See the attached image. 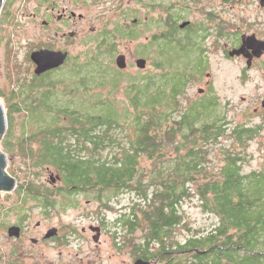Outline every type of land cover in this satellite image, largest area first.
<instances>
[{
    "label": "trees",
    "instance_id": "trees-1",
    "mask_svg": "<svg viewBox=\"0 0 264 264\" xmlns=\"http://www.w3.org/2000/svg\"><path fill=\"white\" fill-rule=\"evenodd\" d=\"M112 38L105 35L86 62L79 63L82 83L78 73L74 83L69 81L72 72L47 77L27 86L6 110L8 137L13 113L22 112L20 150L37 169H53L65 187L42 191L30 182L21 187L23 194L40 199L48 209L58 196L71 199L77 188L107 209L113 205L102 196L127 191L135 199L117 217L121 230L114 237L118 248H132L135 259L264 264V172L245 174L243 166L257 131L230 130L225 116L201 101L180 109L178 98L198 68L190 72V62L184 68L173 66V53L166 58L163 53L152 71L125 86L123 110L118 101L93 94L109 89L114 97L111 92L123 85L122 72L103 58L114 50ZM172 45L167 42L170 52ZM5 147L14 149L10 141ZM194 200L217 218L211 230L191 226L183 204ZM179 230L190 237L179 239ZM3 264L24 263L14 258Z\"/></svg>",
    "mask_w": 264,
    "mask_h": 264
},
{
    "label": "rangeland",
    "instance_id": "rangeland-1",
    "mask_svg": "<svg viewBox=\"0 0 264 264\" xmlns=\"http://www.w3.org/2000/svg\"><path fill=\"white\" fill-rule=\"evenodd\" d=\"M166 6L172 7L174 0H166ZM242 3L234 4V11L240 9ZM111 7L110 5H108ZM126 7V2L120 3L118 8L111 11L105 9L102 5L94 10V19H90V23L86 27L84 48L76 41L72 47L75 57L80 59V62H86V56L95 49L98 44L104 40L105 35H109L111 30L115 29L117 22H123L121 8ZM141 6L134 4V17L140 18L144 24L146 21V14L155 22L149 26L138 28L140 34L134 42L129 40L118 41L116 52L111 55H105L104 62L110 65L117 71H120L116 66V58L120 54L127 56L128 68L122 72V87L118 92H111L114 97L109 96V89L96 90L93 94H102L104 98H111L118 101L120 109H124V89L129 86L135 77H141L144 72L152 71L154 69L153 63L162 59L161 45L155 41V37L162 33V29H158L156 22L159 14L156 11L148 13L142 9ZM233 16V14H231ZM187 18L198 21L200 15L194 11L188 15ZM105 29H108L106 31ZM93 30V31H92ZM110 32V33H109ZM207 43L204 47H206ZM173 51H168L167 44L165 45V57L173 53V59L178 61L181 54L179 47L177 50L172 45ZM194 49L191 47L190 51ZM163 52V51H162ZM109 53V52H108ZM192 53L190 54V56ZM5 50L2 48L0 52V100L4 107L9 109L14 106L26 92L27 86L33 84L31 82V75L26 73L28 65L24 61V54L16 55L12 58L14 61L8 60L9 64H22V71H15V78H11L13 73L9 72V67L6 69ZM7 58V56H6ZM144 58L148 60V66L145 70H140L136 66V59ZM211 66L215 65V57ZM171 60V64L174 63ZM193 60V59H192ZM193 62L196 63L195 56ZM23 65L25 68H23ZM105 65V66H106ZM173 66L178 67L175 63ZM182 67V65H180ZM179 67V68H180ZM184 68V67H183ZM241 65H229L223 76L218 78L219 85L216 89V95L219 104L214 109L220 116H225L228 122V128L234 129L238 127H247L248 129H255L256 134L251 136L247 147V158L243 164L244 173L252 174L255 172H264V113L260 115L256 113L254 108L257 105L258 98L264 96V83H261L257 77L245 82H241L238 75L240 73ZM194 70L191 64L190 72ZM254 75V74H253ZM57 76V75H55ZM18 79V80H17ZM203 83H192L184 94L178 99V106L180 109H186L195 101L208 100V91L204 94L199 93V88H204ZM206 88V87H205ZM13 123L8 130L3 140V150L9 158L10 164L6 168L8 174L19 181V189L13 194L0 192V216L5 217L0 224V264H3L7 259L13 261L17 257V250L21 249L27 252L24 262L26 264H134L136 260L133 256L131 247L118 248L115 233L118 228L116 219L125 207L132 204L135 196L133 193L125 192L115 196H102L106 200L113 198V206L105 209L102 204L99 205L93 196H87L84 193L75 195L74 200L56 197L55 205L51 208H45L40 199L29 198L28 195L23 194L24 188L28 183L36 184L37 189L45 191L46 188L56 189L53 186L52 178L58 177L53 169L43 167L44 169H37L32 159L20 150L19 143L22 141L24 132L25 115L22 112L13 113ZM122 138V133L119 134ZM8 139V140H7ZM10 141L14 145V149L10 150L5 147V144ZM227 144V142H226ZM35 146V143L32 144ZM148 164L144 163L143 166ZM63 185L60 183L57 188ZM26 195V196H25ZM25 198H24V197ZM31 197V195H30ZM93 200V201H92ZM76 204V207H71ZM184 212L187 214L190 224L196 230H211L217 224V218L205 213L198 205L197 201H190L183 204ZM20 219H28V238L26 241L20 243L11 240L8 237L6 226L18 223ZM40 222V227H37ZM91 226H101L103 228L100 241L97 243L94 240L96 233L90 230ZM52 228L60 230L61 239L66 237L64 242L62 240H52L46 245L34 246L32 238L40 239ZM86 229V232L83 230ZM190 233L186 232L184 235L178 234L179 239L190 237ZM20 244V245H19Z\"/></svg>",
    "mask_w": 264,
    "mask_h": 264
},
{
    "label": "flooded vegetation",
    "instance_id": "flooded-vegetation-1",
    "mask_svg": "<svg viewBox=\"0 0 264 264\" xmlns=\"http://www.w3.org/2000/svg\"><path fill=\"white\" fill-rule=\"evenodd\" d=\"M165 1L5 0L0 13V52L4 48L6 69L12 67L9 69V72L13 73L11 78L15 76V71H22V64L8 65V60L13 62L12 58L23 53L28 69L24 65L23 68L26 69L28 75H31L32 83L70 72H72V76L69 75L70 82L74 83V75L78 73V80L81 79L82 83L83 73L80 70L79 63L82 64L83 62H80V59L74 56L72 47L77 41L81 45V49L84 48L86 27L90 23V19H94L93 15L96 8L102 5L105 9L111 11L118 8L120 3L126 2V7L120 9L122 15L124 14L122 16L123 22H117L115 29L111 30V33L109 32L110 36L113 37L114 52H116L118 41L129 40L133 43V40L139 37L138 28L145 27V25L149 26L150 23L155 22L154 19L151 20L148 17V14L145 17L147 21L145 23H149L148 25L142 23L140 18L132 20L134 17V4L140 5V9L147 13L148 11H156L159 14L156 25L163 32H159V36L154 38V42L161 45V54H163L165 45L172 40L174 48L177 50V47H179L181 52L180 56L177 57L178 67L180 65L183 67L185 63L190 62L198 68V73L188 83L187 87L192 83L200 84L204 82L203 87L206 88H199V93L204 94L205 90L209 92L208 100H202L201 102L211 107L210 110H214L219 104L215 92L219 85L217 81L219 77L221 79V76L226 73L229 65H241L238 75L241 82L257 77L261 83H264V5L261 0H174L172 7H167ZM238 3H242L240 9L234 11L235 7L231 6ZM192 11L200 15L198 21L187 18ZM105 30L108 31V29ZM206 43L207 45L204 47ZM191 47L194 49L193 51H190ZM238 50H242L243 53L240 55L234 53ZM43 51L61 52L67 54L68 57L60 67L39 76L36 74L38 66L31 57L34 53ZM233 53L234 55H232ZM194 56L196 63L193 62ZM213 56L215 57V65L211 66L214 60ZM138 59L140 58H137L136 61ZM75 62H78V66H75ZM79 85L83 87V84ZM254 110L260 115L264 113V96L258 98ZM52 181L53 187L56 188L52 190L59 191L65 188L63 180L59 176L52 178ZM60 183L63 186L57 188ZM19 184L18 181V187L13 192L4 193L13 194L19 189ZM80 193L83 192L76 188L68 197L74 200L75 195ZM29 198L32 197L29 196ZM108 201H110L109 206L113 205V198ZM76 206L74 204L71 207ZM4 217V215L0 216V224ZM27 220L20 219L18 223L9 226L3 224L7 233L11 227L21 228L20 238H11V240H15L20 244L26 241L29 236ZM40 225L39 222L37 227H40ZM97 227L101 228L102 236L103 228L101 226H91L90 230L97 235L95 230ZM48 232L44 237L41 234L40 239L32 238L33 245H46L52 240H62L61 242H64L66 239L65 236L61 239L59 229L56 237L47 239ZM83 232H86V229ZM26 255L27 252L23 251L20 245L16 258L20 260V263L26 264L24 262Z\"/></svg>",
    "mask_w": 264,
    "mask_h": 264
},
{
    "label": "water",
    "instance_id": "water-1",
    "mask_svg": "<svg viewBox=\"0 0 264 264\" xmlns=\"http://www.w3.org/2000/svg\"><path fill=\"white\" fill-rule=\"evenodd\" d=\"M5 3V0H0V13L1 9ZM261 3L264 5V0H261ZM237 55L243 53L242 50H238L236 52ZM234 53L232 55H234ZM68 55L61 52H51V51H43L39 53H34L32 55V60L37 64V75H42L48 71L56 69L63 65L67 60ZM148 62L146 59H138L136 61V66L140 70H145L147 68ZM116 66L119 70H125L128 67L127 59L125 55H120L116 59ZM9 127V121L7 117L6 108L4 107L2 101L0 100V192H13L18 187V180L8 174L6 168L10 164L9 158L3 150L2 144L6 132ZM97 231V235L95 236V242H99L101 238V228H95ZM9 237L19 239L21 236V228L20 227H11L9 229ZM58 234V229L54 228L48 232L46 238L56 237ZM159 260L156 261H148L144 259H136L134 264H158Z\"/></svg>",
    "mask_w": 264,
    "mask_h": 264
}]
</instances>
